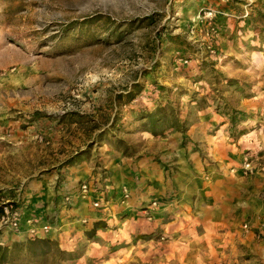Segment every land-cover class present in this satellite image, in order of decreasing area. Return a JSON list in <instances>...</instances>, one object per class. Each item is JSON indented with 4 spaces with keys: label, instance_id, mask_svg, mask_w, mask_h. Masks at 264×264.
Segmentation results:
<instances>
[{
    "label": "rangeland",
    "instance_id": "obj_1",
    "mask_svg": "<svg viewBox=\"0 0 264 264\" xmlns=\"http://www.w3.org/2000/svg\"><path fill=\"white\" fill-rule=\"evenodd\" d=\"M157 107L181 127L145 131L142 115ZM223 144L225 159L214 154ZM177 147L197 154L188 170L211 200L231 199L235 177L264 179V0H0V206L12 204L20 222L29 213L59 227L74 220L67 210L77 194L83 207L111 213L109 230L88 241L89 216L58 228L85 239L88 256L57 264H264L263 211L248 202L226 217L231 206L218 214L217 205L201 221L196 194L193 207L175 195L166 203L141 179V169L177 174ZM85 149L86 164L65 163ZM126 158L143 184L121 186L125 196L111 170ZM85 179L91 195L81 191ZM95 200L110 206L94 209ZM1 209L8 245L18 231L1 222ZM192 220L193 231L174 232Z\"/></svg>",
    "mask_w": 264,
    "mask_h": 264
},
{
    "label": "crops",
    "instance_id": "obj_2",
    "mask_svg": "<svg viewBox=\"0 0 264 264\" xmlns=\"http://www.w3.org/2000/svg\"><path fill=\"white\" fill-rule=\"evenodd\" d=\"M218 145V144H217ZM216 145V147H217ZM215 147V148H216ZM226 144L220 145V147H217L216 149H214L215 151V156L216 154H220L221 156H223V158L225 159L226 154H224L223 150H225ZM173 150V149H172ZM221 152V153H220ZM176 156L172 158L171 162H174L177 164L178 167V171L177 174H174L170 180H164L163 178V174L161 171H156L155 169H141V174L142 177L141 179H143L146 183L148 182V186L149 188H153V191L155 193H158L160 198L162 200H164L166 203H168V197L171 195H175V199L179 200L181 203L182 202H189L190 205L193 207V194L197 195V208L201 213V217L199 216V220H203L204 215H207L209 213H211V210L213 208H219L217 205H220L221 209H218V214H221V210L222 208L225 209L228 205L231 206V210L230 212H227L228 214H230L229 216L226 217H231L233 212H238V213H245V210L247 209V205L252 204V207L254 208V213H256V211H260V212H264V198H258L259 195V191H264V179L258 178V177H254L252 179H248L245 180L243 177H235L236 179V185L233 186L232 189L229 190V194H232L233 197L231 199H226L224 194H222V197H218V199L215 200H211V195L212 194H208L207 191H205L204 189V185L206 184V181H204L201 178H198L197 174L192 173L189 169V165L191 163H193V161L199 160L197 154L193 153V151H189L188 153H185L184 151L181 150V147H177L176 148ZM237 159L240 158V155H236L233 156ZM84 163L86 164V162H81V164ZM227 163V162H226ZM81 164H79V167L82 166ZM130 164L131 161L129 159H123L122 161L117 162V165L114 167V170H111L112 172V186L113 187H119V191L118 193H120V195L123 194V188H121V186L123 185H128L130 187H134L135 189L138 186H142V180L138 179V177H136V179L134 180L133 178H131L129 176V171H130ZM82 169V168H81ZM84 171V170H83ZM91 172V168L88 167V165H86V169L83 172V174L86 175L85 178H88L89 174ZM212 182H219L218 178L221 177L219 175H215L212 174ZM79 176H81V174H79ZM78 176V177H79ZM223 179V176H222ZM138 180V181H137ZM87 181L90 183V181H88L87 179L82 180V182ZM137 181V182H136ZM140 182V183H139ZM91 188V187H90ZM138 191V190H136ZM135 191V192H136ZM57 194H59V190L56 191ZM134 192V193H135ZM174 192V193H172ZM133 193V195H134ZM138 193V192H136ZM91 195V192L88 194ZM110 195V192H109ZM108 195V196H109ZM48 196V193H47ZM77 200L76 204L77 208L74 209H68L67 212H71L72 210L76 213H74V220H69V221H65L63 223V225L61 226L62 228L66 229L68 228L67 223H73V221H86L87 216L89 219V222L87 224L82 225V229H81V233L82 230H87L85 233L87 234L84 238L88 241L90 238H92L94 235H96L97 233H102V231L104 232V230H109V220L111 213H100L99 211H94L91 210L90 208H88L87 203L88 201L85 200L86 205L85 207H83L82 205V201L81 198L79 197V195L77 194ZM84 197H86V195H84ZM44 197H41L39 199H42ZM37 199V200H39ZM111 200V198H109ZM132 199L134 200H141V197L139 198V196H135L132 197ZM106 201L105 203H103L104 201H101L100 207L104 204H106L105 206H110V202L112 201ZM40 201V200H39ZM247 201V204H246ZM248 202L250 204H248ZM93 203V202H92ZM177 202H175L174 204H170L169 207L170 210H175L178 209L180 210L179 206L176 205ZM209 206L206 207L208 204ZM186 204V203H184ZM35 205V208H40L42 209L43 206H45V204H39V205ZM104 206V207H105ZM60 207V203H57L56 209H58ZM100 207H95L94 209L100 208ZM107 207H105V209H107ZM212 207V208H209ZM62 209V210H61ZM61 212H64L63 208H60ZM24 211H30L28 208H24ZM51 211L52 213L56 212L54 211L53 207L51 206ZM60 212V211H59ZM177 212V211H176ZM176 212L174 214H176ZM224 212V211H223ZM25 214V213H24ZM171 214V215H174ZM169 215V214H167ZM169 215V216H171ZM106 216V217H105ZM32 217L31 214H25L22 217V228L20 232L14 233V234H10L9 236V243L8 245H10L12 242L14 241H22L25 240L26 238H29V236L27 235L26 231L27 229H29L30 225L27 222V220ZM91 218V219H90ZM177 220V219H176ZM175 221V220H174ZM173 220H168L164 223H171L174 222ZM178 221V220H177ZM48 223L50 226V229L48 232H39L37 237H49L50 239L53 240H59V237H62V240L64 241V244H62L61 242L58 243L60 248L66 250L68 253H70L72 256L69 257V259L66 260H60L58 263H66V262H72V261H80L82 258H87V252H88V244L86 243L85 245L83 244L84 241H86L85 239H83L82 237H79L78 239H70V236H72L70 234V232L68 234H66L65 232H59L58 228H61L57 225H52V223H50V221L48 220L47 217H44L43 220L41 221V223ZM106 222V223H105ZM39 224V222H38ZM40 225V224H39ZM167 225V224H164ZM181 225L179 226L177 229H175L174 232L178 231L181 228H184L183 230H187L189 229L190 231H193V220L191 221V225L189 223H186L185 225H183L181 222L178 224ZM72 230V229H71ZM138 230V231H136ZM140 230H144V229H131L129 232H138L141 233L142 231ZM146 231V230H144ZM78 232V230H77ZM178 232H176L177 234ZM137 234V233H135ZM180 234V233H179ZM77 234H74V237H76ZM64 238V239H63ZM151 238L149 236H144V241L150 240ZM61 240V239H60ZM58 242V241H57ZM180 244V243H179ZM178 244H170L169 248L171 246H175ZM191 245V244H189ZM168 248V247H167ZM191 261H193V256L190 258ZM54 264V263H53ZM57 264V263H56Z\"/></svg>",
    "mask_w": 264,
    "mask_h": 264
},
{
    "label": "trees",
    "instance_id": "obj_3",
    "mask_svg": "<svg viewBox=\"0 0 264 264\" xmlns=\"http://www.w3.org/2000/svg\"><path fill=\"white\" fill-rule=\"evenodd\" d=\"M142 118L146 120L144 130L154 136L162 135L167 129L181 127L179 119L173 115L169 117L164 115L161 107L145 112ZM102 133L99 135L103 136ZM87 153L88 149L76 152L65 163L70 165L79 163L86 158ZM50 255L56 256V263L72 256L60 248L56 240L49 237H29L22 241H14L10 245H0V264H48Z\"/></svg>",
    "mask_w": 264,
    "mask_h": 264
},
{
    "label": "built area",
    "instance_id": "obj_4",
    "mask_svg": "<svg viewBox=\"0 0 264 264\" xmlns=\"http://www.w3.org/2000/svg\"><path fill=\"white\" fill-rule=\"evenodd\" d=\"M252 168L253 167L250 165V163H246L243 166L244 172L251 171ZM258 170L264 172V165H259ZM80 188L84 194L89 193L90 183L87 181H84L80 184ZM123 192H124V195L126 196L127 190L125 188H123ZM61 199H62L61 203H67V201L69 200V197L68 195H64L63 197H61ZM100 202L101 201L99 200H95L93 201L92 204L94 207H100V204H101ZM1 222L8 223L9 227L13 229H17L18 232L21 231L22 224L20 222V212L17 209L13 208L12 204L2 206ZM27 222L30 225L29 229H27L26 231L29 237H37L39 232L45 233V232H48L50 229V226L48 223L39 222L40 224L39 225L38 223H36V220L31 219V218H29Z\"/></svg>",
    "mask_w": 264,
    "mask_h": 264
}]
</instances>
